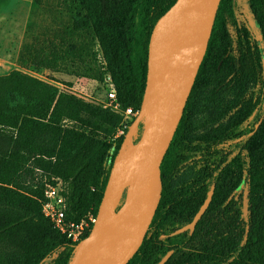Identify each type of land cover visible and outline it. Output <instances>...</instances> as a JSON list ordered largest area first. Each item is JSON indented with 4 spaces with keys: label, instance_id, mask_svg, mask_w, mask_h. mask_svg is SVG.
<instances>
[{
    "label": "trees",
    "instance_id": "obj_1",
    "mask_svg": "<svg viewBox=\"0 0 264 264\" xmlns=\"http://www.w3.org/2000/svg\"><path fill=\"white\" fill-rule=\"evenodd\" d=\"M80 2L85 15L73 18L72 29L92 30L118 108L138 112L151 31L175 0ZM251 115L256 123L241 127ZM197 116H205L200 134L190 132ZM121 117L64 88L45 120L23 115L17 128L0 125V264H45L53 254L46 264H71L76 243L44 216V190L60 183L66 220L94 218L128 129L115 137ZM194 158V176L170 188ZM161 177L157 209L127 264H157L169 250L163 264H264V0H219ZM211 186L192 233L173 234L191 222Z\"/></svg>",
    "mask_w": 264,
    "mask_h": 264
},
{
    "label": "water",
    "instance_id": "obj_2",
    "mask_svg": "<svg viewBox=\"0 0 264 264\" xmlns=\"http://www.w3.org/2000/svg\"><path fill=\"white\" fill-rule=\"evenodd\" d=\"M218 4L219 0H204L200 11L193 0H175L153 25L143 101L113 162L91 229L86 237L76 243L71 264H127L143 242L161 196V161L205 55ZM154 39H157L155 47L152 45ZM152 51L155 60L149 84ZM140 123L141 133L133 140ZM125 171L134 172L139 178L136 220L126 231V236L104 244L100 228L107 211L118 213L116 204ZM213 190L211 186L191 222L173 231V234L186 230L192 233L210 203ZM171 252L169 250L157 264H163Z\"/></svg>",
    "mask_w": 264,
    "mask_h": 264
},
{
    "label": "rangeland",
    "instance_id": "obj_3",
    "mask_svg": "<svg viewBox=\"0 0 264 264\" xmlns=\"http://www.w3.org/2000/svg\"><path fill=\"white\" fill-rule=\"evenodd\" d=\"M48 3V8L59 12L58 16L50 17V20H57L65 40L59 41L58 38L52 42L62 53L52 58V63H42L48 64L44 67L29 57L34 37H38L43 24H47V18L39 12L42 2L0 0V125H14L23 115L40 116L61 89L71 90L85 99L96 100L107 88V75L98 65L99 48L92 30H84L83 34L76 33L75 38L71 37L74 33L70 26L71 19L85 15L80 0H49ZM33 53L35 57L42 56L39 50L35 49ZM78 56H88L95 65L84 73L53 67L58 58L74 59ZM204 122L205 116H197L190 132L200 134ZM141 123L136 130L137 138L141 133ZM255 123V117L251 115L241 127L249 129ZM199 166L197 158L183 164L169 179L168 186L174 188L189 180ZM130 191L128 182L124 180L116 204H120V207L116 213L127 205ZM54 256H50L47 262Z\"/></svg>",
    "mask_w": 264,
    "mask_h": 264
},
{
    "label": "built area",
    "instance_id": "obj_4",
    "mask_svg": "<svg viewBox=\"0 0 264 264\" xmlns=\"http://www.w3.org/2000/svg\"><path fill=\"white\" fill-rule=\"evenodd\" d=\"M107 88L103 95L96 99V101L102 103L104 106H108L118 111L121 114L120 126L116 131V135L120 136L123 134L124 130L128 128L132 120L137 114V111L132 110V108H126L121 110L118 108L115 102V90L112 87L109 76L106 77ZM137 134H134L133 140H136ZM44 202L42 204V212L45 217H47L53 225L61 232L66 234L67 238L72 242H79L82 237L90 231V223L93 222L94 218L91 214L87 217L81 219L79 222L68 221L65 219L64 215V201L61 195L60 183L55 186H48L44 190Z\"/></svg>",
    "mask_w": 264,
    "mask_h": 264
},
{
    "label": "crops",
    "instance_id": "obj_5",
    "mask_svg": "<svg viewBox=\"0 0 264 264\" xmlns=\"http://www.w3.org/2000/svg\"><path fill=\"white\" fill-rule=\"evenodd\" d=\"M37 1L39 3L42 2V7L40 8L39 12L41 13L42 17L47 18V20H46L47 24H43V26L41 27L40 35H38V37H34L33 42H32L33 45L31 48L32 53H30L29 57L31 59H34L35 63L42 65L44 67H47L49 62L52 63L51 62L52 58H54V57H56L62 53L60 51V49L56 48L52 42L58 38H59V41L65 40V36H64L65 34L62 35L63 31L57 25L58 24L57 20H53L52 22L50 20V17L58 16L59 12L57 10L54 11V9L48 8L49 7V3H48L49 0H37ZM73 18L70 21V26L72 24ZM84 30L85 29H80V30H74L73 29L74 33L71 34V37L75 38L76 33L83 34ZM35 49L42 52L41 57H38L37 55H36L37 57H35V55L33 53V50H35ZM44 62L45 63L48 62V64H42ZM94 65L95 64H93V62L91 61V59L88 56H78V57H75L74 59H69L66 57L65 58L64 57L58 58V61L55 62V66H53V67H56V68L63 70V71L84 73V72H88L90 70V67H93ZM56 95H57V93L54 95V97L51 101V104L46 109V111L43 112V114H41L40 116H36V115H29V116L39 118L41 120H45L47 118L51 108H52V105L54 103ZM101 95H103V93L100 94V96ZM19 121H20V119H18L14 125H10L9 127L17 128Z\"/></svg>",
    "mask_w": 264,
    "mask_h": 264
},
{
    "label": "bare ground",
    "instance_id": "obj_6",
    "mask_svg": "<svg viewBox=\"0 0 264 264\" xmlns=\"http://www.w3.org/2000/svg\"><path fill=\"white\" fill-rule=\"evenodd\" d=\"M196 8L202 10L204 6V0H193ZM157 44V39L152 42L153 47ZM155 53L151 52L150 69H149V84L151 83V75L154 66ZM124 180L128 182L131 191L127 198V205L122 208L117 214L111 210L106 212L104 221L100 228V233L103 238L104 244H109L113 241L119 240L126 236V231L136 220V199L139 192V178L134 173L124 172Z\"/></svg>",
    "mask_w": 264,
    "mask_h": 264
}]
</instances>
